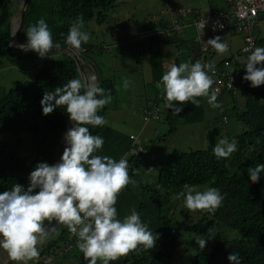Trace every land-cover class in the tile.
Instances as JSON below:
<instances>
[{
  "label": "trees",
  "instance_id": "trees-1",
  "mask_svg": "<svg viewBox=\"0 0 264 264\" xmlns=\"http://www.w3.org/2000/svg\"><path fill=\"white\" fill-rule=\"evenodd\" d=\"M115 1L28 0L23 25L16 36V41L19 44L25 43L27 28L43 17L52 33L54 44L67 49L65 39L72 23L78 17H83L84 26L93 20L97 24L104 23L105 12L114 7ZM11 18L9 1L0 0V68L3 64L1 59L8 58L13 64L19 61L13 59L16 53L8 47L11 42ZM163 44L172 45L178 50L175 57L176 65L184 63L186 59L194 63L201 56L200 44L194 40L184 41L179 34L171 37H152L140 43L145 47L142 52L146 51L149 58L151 75L149 85L154 91L152 102L155 104H147L146 109L149 110L153 106L160 108L162 105L169 126L174 118H180L184 125L200 124L203 121L205 97L196 98L200 102L199 107L184 103L179 114L165 108L166 101L162 98L161 90L156 87L165 73L160 50ZM255 47H264V40L256 38ZM82 48L85 50L75 51L84 57H90L93 49L97 53L102 51V45H92L89 42L83 44ZM249 54L244 55L243 60H239L240 54L225 60L246 74L244 67ZM31 56L33 60L40 58L35 53ZM205 63H211V58L207 57ZM93 65L99 85L114 95L116 93L114 82L104 79L97 65L94 63ZM215 66L220 68L221 64ZM33 67H39V70L27 86L17 85L9 91L0 87V135L10 134L16 137L11 144L0 141V193L10 190L14 184L26 189L29 175L38 163L46 162L53 165L58 163L59 157L63 154L61 146L66 133L68 114L63 107H58L51 114L44 115L41 100L46 92L63 87L71 79L79 78L77 66L71 58L61 61L44 57L41 63ZM228 99L233 100V106L230 108V114L225 116L228 121L234 118V122L237 121L243 126L238 135L228 137L229 140L237 141V151L229 158L217 159L213 154V147L189 152L175 149L160 161L157 173L152 178L141 172L150 158L148 153L127 157L129 175L135 183L129 184L118 194L114 205L117 209V218L123 220L136 209L142 222L148 225V229L153 231L158 239L152 249L131 251L111 264H173L178 257L177 247L181 232L187 231L192 232L195 237L207 239L206 247L203 249H200L199 241L196 242L194 255L188 258V264H234L229 260V253L233 251L239 253L243 264H264V174L258 183H254L248 175V168L255 164H264V101L261 102L245 92L242 99L243 108L237 110L235 107L237 98L228 96ZM176 105L181 106L179 102H176ZM106 110L107 106L98 115L104 117ZM221 120L223 121L222 117ZM88 127L91 134L100 135L105 140L95 155H106L119 161L127 154L132 144L130 134L116 131L107 125ZM24 133L31 137V150L28 155L20 157L18 149L23 145L20 135ZM185 184L215 187L225 196L221 207L214 212L205 211L201 219L189 230L181 228L176 220L183 215L184 210L177 208L178 202L183 198L177 197L184 190ZM218 225L225 226L235 234L226 238L216 234L215 229ZM66 248V229L60 227L54 238L45 240L41 255L34 264H43V260L50 256L63 259L73 256L80 264H85L76 249L68 252ZM98 264H102V261H98Z\"/></svg>",
  "mask_w": 264,
  "mask_h": 264
},
{
  "label": "clouds",
  "instance_id": "clouds-1",
  "mask_svg": "<svg viewBox=\"0 0 264 264\" xmlns=\"http://www.w3.org/2000/svg\"><path fill=\"white\" fill-rule=\"evenodd\" d=\"M206 24L207 21L203 19L198 27L203 31ZM83 27V17H78L72 23L65 39L69 51L85 50L82 45L89 41L90 36ZM215 27L223 26L217 23ZM25 34L26 42L18 45L24 52L31 51L44 58L59 47L54 44L43 17L30 25ZM205 44L219 54L229 51L228 43L220 36L209 39ZM245 51L250 54L244 67L246 74L243 80L250 82L253 88L264 85V47ZM215 67L213 63L201 61L173 64L156 84L166 101L165 108L179 114L184 103L199 107L198 97H208L207 102L212 108H220L217 93H209L215 83ZM129 85L130 81L125 79L123 88L127 90ZM111 100V93L99 85L96 76L71 79L63 87L44 94L41 100L43 114H51L56 108L63 107L68 121L74 122V126L68 129L66 122V147L58 163H38L29 175L26 189L14 184L10 190L0 193V250L7 253L10 261L28 264V261L39 259L41 253L37 245L47 238L49 232L56 231L55 227L46 226V221L59 222L64 228L67 227L69 233L77 238V248L87 264H98V261L111 264L131 251L154 247L158 237L142 222L136 209L123 220L117 218L114 205L118 194L129 184L135 183L129 175L127 157L116 161L106 155L94 154L102 148L105 140L100 135L91 134L88 126L108 124L98 113ZM176 102L181 106H177ZM223 122L227 124L228 118L225 117ZM236 151L237 141L234 139H220L213 147L217 159H227ZM262 174L264 164L248 168V175L254 183L260 181ZM183 188L177 198H183L185 207L190 210L214 212L225 199L215 187L200 191L195 186L185 184ZM198 243L203 249L207 239H200ZM50 257H46L43 264ZM229 260L234 264H243L237 251L229 253Z\"/></svg>",
  "mask_w": 264,
  "mask_h": 264
},
{
  "label": "rangeland",
  "instance_id": "rangeland-1",
  "mask_svg": "<svg viewBox=\"0 0 264 264\" xmlns=\"http://www.w3.org/2000/svg\"><path fill=\"white\" fill-rule=\"evenodd\" d=\"M8 1L12 11V18L15 21L14 24H17L19 22L22 0ZM163 6V0H116L114 7L105 12L106 17L104 23L97 24L95 20H93L83 27V30L90 36L88 42L92 45H102V51L97 53L96 50L93 49V53L89 54L90 57H84L77 51L74 52L76 57L80 60V65L84 69V73H81L82 76L85 78L91 76L97 77L93 65L94 63L97 65V69L101 71V76L104 79L114 82L116 93L111 95L112 100L110 104L106 105L107 110L104 116L108 121L107 126L124 134H131L138 137L144 154L148 153L150 155L148 163L143 166L141 172L148 174L152 178H154L157 173V167L160 161L164 160L171 151L176 149L189 152L190 150L214 147L220 139L236 136L243 128L242 124L236 120V122L233 121L234 118L231 120L229 119L230 121H228L227 124L221 120V117L223 118L226 117V114H230V108L233 106V100L228 99L227 101V97L223 98L222 101H217L221 104L220 108H212L208 104L207 99L204 105L203 121L200 124L184 125L180 118H174L169 126L165 120V110L162 105H160V108L164 111L161 113V119L158 121L152 120L144 124L141 110L146 107L147 104H155L152 102L154 99V91L149 85L150 69L148 57L146 51L142 52L145 47L140 45L136 36L145 26L149 25L147 22L155 20L154 17L158 13L168 16L166 13L170 8L165 9ZM202 13L204 12L202 11ZM255 36L259 40H264V17L259 20ZM220 37L228 43V53H217L214 49L205 44L209 39L214 37H205L202 43L208 47L206 55L209 58L213 57L214 60H223L231 56L237 57L240 54V58L245 59V56L241 53L244 43L239 35H223ZM15 43L16 47L20 45L16 40ZM166 47V50H164L163 66L165 69H169L175 62L178 50L172 45H167ZM11 49L15 51L13 53H16L13 59H19V61L13 64L9 62L8 58L1 59L3 64L0 68V87L4 88L5 91H9L17 85L27 86L30 84L39 70V67L33 66L42 62L41 57L39 60H33L34 58L31 59V55L34 52H24L18 48ZM141 52L143 56H141ZM45 57L60 59L61 61L66 58L73 59L71 53L63 50H51ZM170 62H172V65ZM125 79L130 81L127 90L123 88ZM243 105L242 99L237 98L235 101L237 110H241ZM232 113L233 111H231V114ZM70 127L71 121L69 120L68 129ZM172 128L174 130H171ZM20 137L23 139V145L18 149V155L23 157L30 153L31 137L26 133L21 134ZM15 138V136L10 134L0 135V141L7 144L14 143ZM61 147L63 152L66 147L64 137ZM142 175L144 174L142 173ZM196 188L197 190L203 191L208 188V186L204 185ZM177 208L178 210L182 208L184 211L183 215L176 220L179 222L181 228H186L188 230L193 224L199 221L204 212L207 211L190 210L185 207L184 200L178 202ZM174 214L175 213H173V215ZM51 223L52 222H49L48 225ZM57 226L63 227L64 225L55 222L52 227ZM215 233L222 235L224 238L231 237L232 234H235L223 225H218L215 229ZM200 239L199 237H195L192 232H181L179 245L177 247L178 257L173 261V264H188V258L194 255L195 244ZM41 245L42 244H38L37 247L41 248ZM41 250L42 249H40V252ZM3 253L4 251L0 250V256H2ZM50 258L52 259L50 264H80L79 260L76 259L72 261L68 258ZM32 262L35 263V260L28 261V264H32ZM12 264H21V262L12 261Z\"/></svg>",
  "mask_w": 264,
  "mask_h": 264
},
{
  "label": "built area",
  "instance_id": "built-area-1",
  "mask_svg": "<svg viewBox=\"0 0 264 264\" xmlns=\"http://www.w3.org/2000/svg\"><path fill=\"white\" fill-rule=\"evenodd\" d=\"M227 1L230 5L227 10H211L199 13L195 9L189 7L168 9L166 13L170 21V26L168 28H145L137 34L136 39L142 43L152 37H171L173 35H178L184 27L191 26L195 29L197 33L196 41L200 44L201 56L197 61L205 63V59L208 57L206 55L208 47L202 43L205 37L239 35L242 37L244 43L241 53L243 56L247 55L250 52L245 51V49L254 48L257 25L259 19L264 17V0ZM203 19L207 21V24L202 31L198 27V24ZM217 23L223 27L216 28L215 25ZM219 63L221 64V67H215V76H213L215 83L209 90L210 94L215 91L218 97L225 95L229 97L244 98L245 92H248L252 97H255L259 101H264V85L253 88L251 87L250 82L243 80L245 74L241 72V70L239 71L235 69L228 60L223 59L220 62H214L213 64L217 65ZM209 74L211 75V73ZM146 108L147 107L141 112L144 124H147L152 120H160L161 113L163 112L161 108L157 106H153L149 110ZM129 138L132 140V144L125 156L129 157L131 155L144 153L138 137L130 135ZM65 229L66 251L71 252L73 249H76L81 259L87 264L82 253H80L77 248V238L69 233L67 227ZM69 258L72 260L73 256H69ZM45 263H47V261L44 262V264Z\"/></svg>",
  "mask_w": 264,
  "mask_h": 264
},
{
  "label": "crops",
  "instance_id": "crops-1",
  "mask_svg": "<svg viewBox=\"0 0 264 264\" xmlns=\"http://www.w3.org/2000/svg\"><path fill=\"white\" fill-rule=\"evenodd\" d=\"M163 4H164L163 7L165 9H168V8L175 9V8L189 7V8L195 9L199 13H202V11L203 12H207V11H211V10H227L229 8V6H230L229 2L227 0H181V1L163 0ZM262 18L263 17H261L260 19H262ZM154 19L155 20L147 22L149 25L145 26L143 29L152 28V27L168 28L170 26V21H169L168 17L164 16L161 13L160 14L158 13L157 15H155ZM258 25H259V22H258ZM258 25H257V27H258ZM255 34H256V32H255ZM196 35H197V33H196L195 29L193 27H191V26L184 27L182 29V31L179 33V36L181 37V39L184 40V41H187V42L191 41V40L196 41ZM242 41H243V39H242ZM166 46H167V44H163L161 46V49H160L161 50V57H162L163 65H164V50H166V48H167ZM210 58H212L211 62H213V63L221 61L219 59L218 60H214L213 57H210ZM239 60H243V59L240 58ZM185 62H188V60L186 59ZM170 63L172 65V62H170ZM148 64H149V58H148ZM174 64H175V62H174ZM149 69H150V64H149ZM163 69H164V72H167L169 70V69H165L164 66H163ZM150 81H151V75H150ZM225 97H227V99H228V96L223 95V96L218 97L217 101H222L223 98H225ZM235 98H241V97H235ZM205 99L207 100L208 97H205ZM61 157H60V159H61ZM48 223H49V221H46L45 225L48 226ZM54 223L55 222H53V224ZM58 227L60 228V226L55 227L56 231L49 232V234L47 236L48 239L54 238L57 235V233L59 231ZM45 240H43L42 243H40L42 245H41V248H39V250L42 249V246L45 243ZM46 260L49 261L50 263L52 262L51 258H47ZM8 262H9V257L7 255V253L4 252L2 254V256H0V264H8ZM32 264H34V263L32 262Z\"/></svg>",
  "mask_w": 264,
  "mask_h": 264
},
{
  "label": "water",
  "instance_id": "water-1",
  "mask_svg": "<svg viewBox=\"0 0 264 264\" xmlns=\"http://www.w3.org/2000/svg\"><path fill=\"white\" fill-rule=\"evenodd\" d=\"M27 3L28 0H22V5H21V9H20V15H19V22L17 24H14V20L13 18H11V42L9 44V48H18L20 49L18 46H15V40H16V36L18 34V32L20 31L22 25H23V21H24V16H25V11H26V7H27ZM54 50H63V51H67L68 53H71L73 56V60L75 61V64L77 66V71L80 75V77L82 76L81 73H84V69L82 68V66L80 65V60L76 57V55L74 54L75 50L69 51L68 48L64 49L62 47H57ZM74 126V122L71 121V127L69 129H71ZM53 222L48 225V226H52ZM12 261H9L8 264H11Z\"/></svg>",
  "mask_w": 264,
  "mask_h": 264
},
{
  "label": "bare ground",
  "instance_id": "bare-ground-1",
  "mask_svg": "<svg viewBox=\"0 0 264 264\" xmlns=\"http://www.w3.org/2000/svg\"><path fill=\"white\" fill-rule=\"evenodd\" d=\"M16 24V23H15ZM86 65V64H85ZM86 68V67H85Z\"/></svg>",
  "mask_w": 264,
  "mask_h": 264
}]
</instances>
